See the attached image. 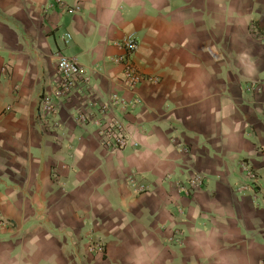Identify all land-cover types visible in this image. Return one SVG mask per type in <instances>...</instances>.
<instances>
[{
    "label": "crops",
    "instance_id": "crops-1",
    "mask_svg": "<svg viewBox=\"0 0 264 264\" xmlns=\"http://www.w3.org/2000/svg\"><path fill=\"white\" fill-rule=\"evenodd\" d=\"M129 33L157 82L121 115L136 146L110 153L74 119L128 97L114 60ZM58 54L90 85L53 97L44 126ZM0 215V264H264V0H0Z\"/></svg>",
    "mask_w": 264,
    "mask_h": 264
},
{
    "label": "built area",
    "instance_id": "built-area-1",
    "mask_svg": "<svg viewBox=\"0 0 264 264\" xmlns=\"http://www.w3.org/2000/svg\"><path fill=\"white\" fill-rule=\"evenodd\" d=\"M68 11L77 13L79 9L75 6L68 8ZM61 39L63 43L66 44L70 40V36L66 34L63 35ZM118 46L123 50V54L115 58L114 61L122 66L119 84L122 92L127 94L128 97H124L123 94H119L118 92H112L105 100L98 102L100 118L96 119L90 114L84 113L78 114L74 119L76 124L81 127L92 124L95 127L98 143L104 150L110 153L123 150L128 146H136L135 143L131 142L127 126L121 119V115L128 110H133L140 106L141 100L137 96L136 90L142 82H157L154 78L146 79L133 65L131 57L138 46L135 33L127 34ZM56 72L59 78L57 87L51 93H42L38 101L36 118L44 126L52 122V118L57 111V105L53 97L62 99L72 90L87 89L90 85L89 70L82 67L75 57L58 54L56 57ZM241 167L248 181L256 185L257 176L252 167L244 162L241 164ZM204 180V175L196 173L193 177L189 178L186 183H176V187L179 191L188 195L191 190L201 187ZM125 181L134 191L139 193L146 191V187L138 184L131 176L127 177ZM0 224L8 225L9 222L0 215ZM176 235L175 242H179L180 234L177 233ZM86 246L87 251L90 253L104 252V246L101 243L88 240Z\"/></svg>",
    "mask_w": 264,
    "mask_h": 264
}]
</instances>
